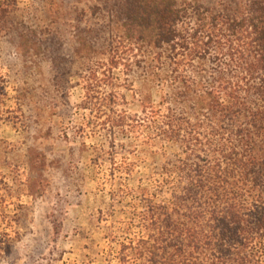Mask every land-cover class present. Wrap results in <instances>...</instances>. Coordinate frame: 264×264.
<instances>
[{"label":"rangeland","instance_id":"1","mask_svg":"<svg viewBox=\"0 0 264 264\" xmlns=\"http://www.w3.org/2000/svg\"><path fill=\"white\" fill-rule=\"evenodd\" d=\"M14 3L0 38V264H114L113 238L138 232L130 213L176 152L146 128L150 108L165 112L170 63L152 34L111 18L114 0Z\"/></svg>","mask_w":264,"mask_h":264},{"label":"trees","instance_id":"2","mask_svg":"<svg viewBox=\"0 0 264 264\" xmlns=\"http://www.w3.org/2000/svg\"><path fill=\"white\" fill-rule=\"evenodd\" d=\"M114 4L127 35L152 34L170 63L165 112L150 108L146 128L176 150L130 213L138 232L113 238L114 264H264V0ZM14 5L0 0V38Z\"/></svg>","mask_w":264,"mask_h":264}]
</instances>
